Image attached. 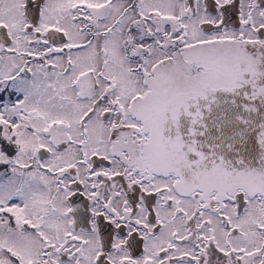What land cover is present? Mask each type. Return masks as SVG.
Here are the masks:
<instances>
[{"label":"snow or ice","instance_id":"obj_1","mask_svg":"<svg viewBox=\"0 0 264 264\" xmlns=\"http://www.w3.org/2000/svg\"><path fill=\"white\" fill-rule=\"evenodd\" d=\"M0 264H264V0H0Z\"/></svg>","mask_w":264,"mask_h":264}]
</instances>
